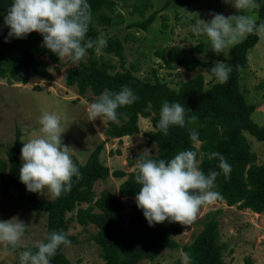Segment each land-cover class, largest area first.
Instances as JSON below:
<instances>
[{"label": "trees", "instance_id": "16d2710c", "mask_svg": "<svg viewBox=\"0 0 264 264\" xmlns=\"http://www.w3.org/2000/svg\"><path fill=\"white\" fill-rule=\"evenodd\" d=\"M118 1L130 5L133 12L143 14L150 6V0H88L92 19L86 37L95 40L100 35L99 28H108L122 23L117 11ZM194 0H184L191 4ZM11 0H0V25H3V14ZM257 4L256 23L264 22V0H255ZM152 14L147 20L133 24L146 30L155 20ZM8 29L0 28V78L8 85H27L34 79L52 78L48 65L40 60L47 57L56 67L60 58L42 47V37L31 32L23 39H12L5 42ZM103 50L106 54H114L120 59V71H114L115 65L109 59L96 55L95 45L86 50L87 61H80L75 69L66 72V86L76 87L78 94L85 97L91 94L95 99L104 90L119 91L122 85L130 87L137 100L129 106L118 108L117 122L107 121L106 140L122 139L140 132L139 119L149 118L153 130L146 134L148 143L156 147L152 159H169L177 152L192 149L198 153V167L207 174L209 170L219 174L215 179V191L221 198L217 202H225L228 206L249 209L254 213L264 212V161L258 163V157L252 151L248 134L258 141L264 142V126L252 120L257 106L246 100L241 90V71L248 66V53L259 41L258 34H249L230 51V60L225 64L231 67L225 83H214L205 87L204 77L200 74L182 82L178 88H172L161 80L155 70L151 77L141 79L132 69L125 67L124 45L118 38H110ZM203 50L202 45L183 49L174 46L169 51L159 52L165 57L167 64L184 66L188 71L200 67L210 70L212 63L204 62L196 56ZM58 70V68H57ZM179 102L185 107L186 116H196V121L186 124L184 128L170 126L165 136L155 128L159 118V109L163 101ZM195 128L199 133L198 142L189 140V130ZM19 133L14 146L7 152V161L0 159V178L20 200L47 213V233L62 230L71 244L77 243V237L68 232L67 215L75 212L74 220L82 225L93 224L98 229L93 240L100 247L101 258L105 264H161L158 260L161 249L174 250L179 247L175 237L182 233L179 222H163L149 227L142 211L139 209L126 228L119 226L120 212L124 209V198L135 197L139 185L134 182L136 171L126 173L123 170L110 171L103 164L101 154L103 144H99L89 155L84 164L74 160L80 178H73L71 190L62 193L58 198L44 200L25 189L18 179L20 167ZM218 152L231 165L227 179L218 168V159H208V154ZM140 154L133 156V160ZM133 162H129L131 165ZM125 178L118 193L103 190L96 193L94 186L99 180H107L110 176ZM86 205V207L82 205ZM218 220L209 214L202 230L189 245L182 246L186 254L187 264H226L223 260V246L218 242ZM46 238V237H45ZM44 238V240H45ZM43 240V241H44ZM33 251L35 246L29 245ZM61 245L51 258L50 264H71L63 252ZM23 248V247H21ZM175 264H183L177 261Z\"/></svg>", "mask_w": 264, "mask_h": 264}, {"label": "rangeland", "instance_id": "374dc122", "mask_svg": "<svg viewBox=\"0 0 264 264\" xmlns=\"http://www.w3.org/2000/svg\"><path fill=\"white\" fill-rule=\"evenodd\" d=\"M134 2V0H132ZM149 8L143 13L133 12L131 6L118 1L117 11L120 13L121 24L99 28L100 35L108 40L118 38L124 45L125 67L132 69L141 79L151 77L155 70L157 76L172 88L200 74L204 77L205 87L208 88L218 81L210 70L200 67L195 71H188L184 66L167 64L165 57L159 52L169 51L174 46L188 49L202 45L203 50L196 54L204 62L214 64L230 60L231 48L224 49L222 54L214 55L208 47L207 38L203 35L194 36L190 30L191 22L196 19L207 21L211 19L209 13H220L225 17L236 14V9L223 0H194L185 4L184 0H150ZM256 4V3H255ZM257 4L244 11L253 20H257ZM156 14L154 22L146 29H140L133 24L147 20ZM258 43L248 53V66L241 71L240 86L250 104L257 106L252 114V120L264 126V33H259ZM242 40V39H240ZM239 40V41H240ZM95 52L98 57L109 59L115 65L114 71H120V59L114 54H106L103 47ZM48 65L52 78L34 79L27 85H8L0 78V159L7 161V152L11 150L19 135L21 145L38 134V118L41 113H55L62 125V143L68 147L73 161L77 159L84 164L92 151L103 144L101 160L110 171L123 170L126 173L136 171V154H155L156 147L148 143L146 134L153 130L149 118H140V132L123 137L122 139L106 140L107 121L96 118L88 120V105L95 100L89 93L85 97L78 94L76 87H67L66 72L75 69L78 64L69 62V57L60 58L56 67L47 57L40 58ZM87 61V55L82 59ZM58 68V70H57ZM252 151L258 157V163L264 161V142L258 141L248 134ZM147 155V154H145ZM133 162L129 165V162ZM20 159V166H21ZM125 178H115L112 175L107 180L96 182V193L109 190L118 193L119 186ZM37 197L50 200L52 197L47 190L35 193ZM124 209L120 212L119 226L126 228L139 210L135 204V197L124 198ZM86 207V205H82ZM209 214L215 215L218 224V242L223 246V260L226 264H264V212L257 214L249 209H239L228 206L224 201L216 200L202 205L192 221L182 225L183 231L175 237L179 247L174 250L161 249L158 260L161 264H175L181 261L188 263L182 246L193 242L194 237L202 230ZM16 217L24 223L25 234L21 240V247L35 246L43 241L47 233V213L37 210L23 200H20L6 186L0 178V220ZM68 232L77 237L76 244H70L63 249L71 264H105L101 258L100 247L93 240L98 231L90 224L82 226L75 218V212L67 215ZM0 264H17V257L9 253L0 245ZM141 264H147L143 262Z\"/></svg>", "mask_w": 264, "mask_h": 264}, {"label": "clouds", "instance_id": "9594fccd", "mask_svg": "<svg viewBox=\"0 0 264 264\" xmlns=\"http://www.w3.org/2000/svg\"><path fill=\"white\" fill-rule=\"evenodd\" d=\"M236 9V14L225 17L209 13L211 19H196L190 24L194 36H205L214 55L222 54L228 46L238 43L249 34L264 33V22L256 23L244 11L255 7V0H223ZM92 13L88 0H11L3 14V25L8 29L5 42L23 39L36 32L42 37V47L58 58L69 57L73 63L80 61L86 50L94 45L99 49L107 44L106 39L86 37ZM210 72L220 83L228 79L231 67L216 61ZM137 100L133 90L122 85L119 91H102L88 105V120L117 122L118 108L132 105ZM196 116H186L184 105L163 101L155 128L163 135L170 126L184 128L196 121ZM38 134L22 144L18 179L29 192L44 190L52 198L71 190L73 178L79 180L80 172L71 158L68 147L62 143V125L55 113L44 112L38 118ZM199 133L189 130V140L198 142ZM147 154V155H145ZM147 150L136 158L134 182L139 185L135 204L142 211L149 227L163 222H179L186 225L192 221L198 209L220 199L215 191L217 171L205 174L199 167L198 153L192 149L177 152L169 159H152ZM218 159V168L227 179L231 165L222 154L211 152L208 159ZM25 225L16 217L0 220V245L17 257V264H50L57 249L68 246L71 241L62 230L49 232L44 241L31 247L21 248Z\"/></svg>", "mask_w": 264, "mask_h": 264}]
</instances>
